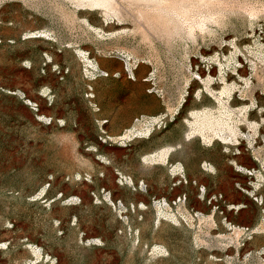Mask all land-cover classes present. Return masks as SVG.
<instances>
[{"label":"rangeland","instance_id":"374dc122","mask_svg":"<svg viewBox=\"0 0 264 264\" xmlns=\"http://www.w3.org/2000/svg\"><path fill=\"white\" fill-rule=\"evenodd\" d=\"M205 109L230 150L187 138ZM240 152L264 167V0H0V264H261Z\"/></svg>","mask_w":264,"mask_h":264},{"label":"bare ground","instance_id":"6f19581e","mask_svg":"<svg viewBox=\"0 0 264 264\" xmlns=\"http://www.w3.org/2000/svg\"><path fill=\"white\" fill-rule=\"evenodd\" d=\"M221 73H224V70H223V68H221ZM222 78V81H224V76L222 75L221 76ZM211 82H212V79L211 78H209V79H207L206 81H204V85H205V88H206V90L208 91V93H210L211 95H213L220 103H221V105L222 106H224V107H226L227 109H229L230 110V112L229 113H234L235 115H237L238 116V118H239V122L241 121V115H239V114H237V113H235L233 110H232V108H231V106L228 104V103H226L225 101H224V95H226V94H228V88H224V90H222L221 92H220V94H216V92H215V90H213L211 87H210V84H211ZM229 95V94H228ZM192 115L195 117V119L193 120V122H190L189 121V125H191V127H192V129H190V133L187 135V138H190V137H192V136H194V134H196V133H199V134H201L202 135V137L205 139V140H207V139H209L210 137L209 136H207L206 134H205V130H213L214 129V126L216 125V123L219 125V126H221V129H217V130H220L221 132H223V134L221 135V134H216L220 139H221V142L219 141V143L222 145V146H224L223 147V150H224V152H226V151H228V150H230V145H232V144H230V143H228V140H229V135L227 134V133H224V131H225V122L223 121V122H221V121H217L216 120V118H214V113H213V110L212 109H205V110H203V111H201V112H197V111H194L193 113H192ZM152 121H151V123H155V122H157L158 120H159V118L158 117H156V118H152L151 119ZM200 125V126H199ZM250 126H251V123L249 124ZM251 128H253L252 126H251ZM229 130H231V132L232 133H234L235 135L237 134V131H238V134L237 135H240L241 134V131H240V129H237V131H234V129H232V128H229ZM254 131V130H253ZM149 132V130L147 131V133ZM136 133V130H134V128L133 129H131V130H129L126 134H124L123 136H121L120 138L121 139H124V138H129V137H131L132 135H134ZM253 136V135H252ZM249 141V140H248ZM238 142V141H237ZM251 143V142H250ZM240 144V143H239ZM233 147L235 146V145H232ZM255 152H256V150H255ZM169 153H170V149H168L167 151H165V152H162V153H159V154H156V155H153V156H151V157H149V158H147L146 159V161H148V162H165L166 161V159H167V157H168V155H169ZM257 153V152H256ZM259 153V152H258ZM232 155H233V153H232ZM232 157V156H231ZM259 161H260V159H261V156L259 155V154H257V157H256ZM236 161H237V159H236ZM236 161L234 160L233 161V166L234 167H236V168H238V169H240V170H242V168L240 167V166H238L237 164H236ZM262 161V160H261ZM261 161H260V164H261ZM262 165V164H261ZM204 167L206 168L205 170H207V171H209V172H212V171H214V169L215 168H213V166L211 165V164H208V163H204ZM262 168V167H261ZM264 168V167H263ZM175 173H177V174H179L180 172H181V165L180 164H178L177 166H176V168H175ZM247 171V170H246ZM239 172V171H238ZM260 173V172H259ZM256 174V173H255ZM261 174V173H260ZM245 175V174H244ZM248 176V175H247ZM257 176H259V175H257ZM259 178H262V176L261 177H259ZM257 179V178H256ZM259 180V179H258ZM264 182V181H263ZM260 183H261V181H260ZM263 184V183H262ZM259 186V185H258ZM257 189H258V187H256ZM256 190V189H255ZM256 191H258V190H256ZM163 205L164 204H162V203H157V206H159L160 208L161 207H163ZM232 209H235V207H232ZM264 217V216H263ZM261 222V223H260ZM259 223H260V225L259 226H257V227H255V228H253L252 230H250V229H246V228H241V227H239V228H237V227H233L232 228V230L234 231V235L236 236V238L239 240L242 236H249V237H251L252 235H264V218H262V220L260 221ZM223 238V237H222ZM223 239H230V237H227V238H223ZM232 239V238H231ZM262 253H264V251H262ZM262 263L261 264H264V260H262L261 261Z\"/></svg>","mask_w":264,"mask_h":264},{"label":"flooded vegetation","instance_id":"af4514ba","mask_svg":"<svg viewBox=\"0 0 264 264\" xmlns=\"http://www.w3.org/2000/svg\"><path fill=\"white\" fill-rule=\"evenodd\" d=\"M233 156H235L236 157L235 159H237V161L235 160L236 164L242 168V170L235 168L236 172L239 171L238 173H240L241 175H244V174H245L244 176L248 175V177H251L254 180L252 183L251 182L247 183L249 186V187H247V189H244L241 187L239 188L240 198H243V196H244L243 194H245L250 199H252L253 201L259 203V197H258L257 191H256V190H258L256 188V183L258 182V177L262 176L263 172H264V169H263L262 165L260 164V161L254 155H252L251 156L252 159L250 160V162L244 163L243 157H242L243 154L241 152L237 153V154H233ZM252 165H254V166L250 167ZM213 167L215 168V166H213ZM254 167H257V168H254ZM257 175H259V176H257ZM243 187H246V186H243ZM255 197H257L258 199H256ZM260 198L262 199V202H261V205H262L264 203L263 196H261ZM250 206L251 205L249 203H245V201L242 199L241 204H239V206H237L236 210L239 211V210L248 209V208H250Z\"/></svg>","mask_w":264,"mask_h":264}]
</instances>
